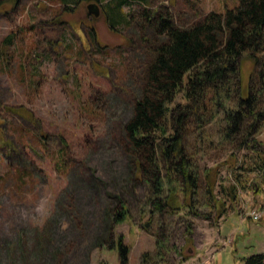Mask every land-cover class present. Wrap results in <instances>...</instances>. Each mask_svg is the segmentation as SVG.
<instances>
[{
    "label": "rangeland",
    "instance_id": "rangeland-1",
    "mask_svg": "<svg viewBox=\"0 0 264 264\" xmlns=\"http://www.w3.org/2000/svg\"><path fill=\"white\" fill-rule=\"evenodd\" d=\"M130 1L133 23L114 30L103 11L89 14L97 1L65 11L60 0H0V264H119L120 240L128 264H243L264 252V171L245 174L235 202L220 191L235 183L232 152L241 161L245 151L219 141V124L205 126L198 161L218 166L225 213L217 217L202 181L199 214L168 213L160 225L155 217L151 233L147 181L126 130L163 39L144 9L189 26L238 0ZM249 69L245 59L243 86ZM256 134L264 151V126ZM123 208L125 220L113 221Z\"/></svg>",
    "mask_w": 264,
    "mask_h": 264
},
{
    "label": "trees",
    "instance_id": "trees-1",
    "mask_svg": "<svg viewBox=\"0 0 264 264\" xmlns=\"http://www.w3.org/2000/svg\"><path fill=\"white\" fill-rule=\"evenodd\" d=\"M60 1L65 11H73L85 0ZM92 1L101 4L112 29L133 23V15L124 9L130 0ZM148 12L144 9L145 17L163 39L147 67L146 86L126 130L138 157L136 173L147 181L150 216L144 229L151 233L155 217L160 225L168 213L199 214L202 181L203 195L213 202L217 217L225 213L226 200L215 192L218 166L202 167L198 161L208 123L219 124L221 143L245 151L241 161L237 152L231 154L235 183H220L226 197L238 200L239 185L246 188V175L264 171V151L258 149L256 134L264 126V0H238L225 12L211 11L189 26L177 25L164 12ZM89 37L97 44L93 26ZM245 59L250 62V76L243 86ZM126 211L111 213L113 221L125 220ZM206 217L210 219V214ZM192 232L187 225L186 233ZM118 252L119 264H128L129 246L122 240ZM243 264H264V252L244 257Z\"/></svg>",
    "mask_w": 264,
    "mask_h": 264
},
{
    "label": "water",
    "instance_id": "water-1",
    "mask_svg": "<svg viewBox=\"0 0 264 264\" xmlns=\"http://www.w3.org/2000/svg\"><path fill=\"white\" fill-rule=\"evenodd\" d=\"M88 12L95 16H99L101 14L100 6L97 3H90L88 4Z\"/></svg>",
    "mask_w": 264,
    "mask_h": 264
},
{
    "label": "built area",
    "instance_id": "built-area-1",
    "mask_svg": "<svg viewBox=\"0 0 264 264\" xmlns=\"http://www.w3.org/2000/svg\"><path fill=\"white\" fill-rule=\"evenodd\" d=\"M251 215L254 216V218H259L260 217L259 214L257 212H255V211H253V213Z\"/></svg>",
    "mask_w": 264,
    "mask_h": 264
}]
</instances>
